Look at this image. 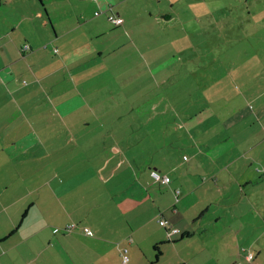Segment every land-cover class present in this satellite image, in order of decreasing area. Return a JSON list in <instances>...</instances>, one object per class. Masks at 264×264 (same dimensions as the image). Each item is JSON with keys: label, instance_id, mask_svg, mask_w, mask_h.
Listing matches in <instances>:
<instances>
[{"label": "crops", "instance_id": "crops-1", "mask_svg": "<svg viewBox=\"0 0 264 264\" xmlns=\"http://www.w3.org/2000/svg\"><path fill=\"white\" fill-rule=\"evenodd\" d=\"M122 1L0 0V264H123L124 247L126 264H264V204L250 189L264 183L263 116L239 125L209 100L186 117L178 110L175 140L164 139V123L142 117L167 103L180 73L151 72L163 86L155 97L120 102L105 78L114 71L99 63L155 50L148 18L162 28L172 11L131 16ZM84 3L98 17L83 15ZM110 11L121 25L103 18ZM215 118L219 131L199 130ZM164 144L178 145L157 157ZM162 218L180 232L168 235ZM70 222L80 227L53 233Z\"/></svg>", "mask_w": 264, "mask_h": 264}, {"label": "rangeland", "instance_id": "rangeland-1", "mask_svg": "<svg viewBox=\"0 0 264 264\" xmlns=\"http://www.w3.org/2000/svg\"><path fill=\"white\" fill-rule=\"evenodd\" d=\"M85 4H81L84 9L83 15L98 17L93 11L99 13L101 9L95 8L91 11ZM251 5L255 6L254 10ZM122 7H129L127 10H130L131 16L134 15V9L140 7L148 9L152 14L172 11L171 20L165 26L163 23L162 28L158 26L159 23L148 18V22L155 25L147 29L148 32L152 30L155 32L154 37L149 34L146 39L154 42L153 53L145 52L146 56L143 57V50L138 46L139 51L134 55L119 53L113 57L106 55L99 63L104 67V73L114 71L111 77L105 78L110 80L114 91L118 90L120 102L126 98L125 93L128 96L126 102L133 99L141 102L149 96L155 97L163 86L160 84L158 74H150L151 72L168 71L167 75L180 73L178 79L181 81L177 86L174 82L175 87L166 90L168 92L166 98L169 99L167 103L151 109L148 115L142 117L150 123L153 122L154 126L157 125V121L164 123V133L161 134L164 139H168L169 135V139L175 140L174 133H177V129L174 131L173 119L177 116L178 110L186 117L195 109L207 105L209 100L213 103L211 106L215 112L220 114L219 118L232 113L231 119L235 120V123L256 128L258 123L255 122L252 113L257 111L263 116L264 123V0H251L250 3L247 0H123ZM250 10L254 13L253 20L247 17L251 14ZM148 13L144 12L147 16ZM102 16L112 26L115 25L107 19V13L103 12ZM112 29L117 30L120 27ZM128 38L126 35L122 41H127ZM165 59L168 65L162 67L161 63ZM127 70L140 73L135 76H125L121 73ZM162 110L165 112L161 113ZM242 112H245V116H241ZM211 124L215 125V130L218 131L223 125L221 119L215 118L200 123L199 130L203 131ZM150 129L149 127L148 137L154 133ZM179 130L182 138L179 139L185 145L187 143L185 131L181 127ZM168 144H164L163 151L156 154L157 157L163 155L164 150L178 145L172 147ZM151 145L149 142V147ZM157 161L169 165V161L161 159ZM250 189H255L252 200L257 206L264 204V183L256 184ZM195 209L197 208L191 207L186 212L191 214ZM156 224L163 227L159 222ZM151 227L156 228L153 224ZM151 231L154 232V229ZM194 245L193 243L192 247ZM241 247L250 249L243 244L237 246V251ZM251 250L250 253L257 257L255 248Z\"/></svg>", "mask_w": 264, "mask_h": 264}, {"label": "built area", "instance_id": "built-area-1", "mask_svg": "<svg viewBox=\"0 0 264 264\" xmlns=\"http://www.w3.org/2000/svg\"><path fill=\"white\" fill-rule=\"evenodd\" d=\"M96 13L97 12H95V14ZM107 19L109 21H111L115 25H121L123 23V19L121 17L113 14L112 12L107 15ZM28 48H29L28 45H24L23 46V50L28 49ZM150 174L152 176L153 182H161V183H168L169 182L170 178L167 175H165V174H163V175L160 174L158 171H155V170L152 171L151 170ZM159 223H160L161 226L166 228V230H168V235H171V234L179 232L178 228L172 227L170 225L169 221L164 219V218L160 219ZM78 227H80V226H78L75 222H70V223H67L63 228H58V227L55 228L54 231L56 232V231H59V230L60 231L63 230L64 232H71V231L76 230ZM81 228L83 229V231L85 233H87V234L90 233V230H89L88 227H81ZM243 251H245V250H243ZM120 255H121V259H122L123 264H126L129 261L128 248L124 247L122 249V251L120 252ZM252 257H253V254L248 252L246 258L248 260H250Z\"/></svg>", "mask_w": 264, "mask_h": 264}, {"label": "trees", "instance_id": "trees-1", "mask_svg": "<svg viewBox=\"0 0 264 264\" xmlns=\"http://www.w3.org/2000/svg\"><path fill=\"white\" fill-rule=\"evenodd\" d=\"M95 12H96V11H95ZM95 12H94V13H95ZM109 13H111V11H110ZM109 13H107V15H108ZM96 14H97V13H96ZM97 15H98V14H97ZM117 16H118V15H117ZM172 227H173V226H172ZM55 228H57V227H54V228H53V233H58V232H60V233H66V232H64L63 230H61V231L59 230V231H56V232H55V231H54ZM58 228H60V227H58ZM62 228H63V227H62ZM174 228H176V227H174ZM179 232H180V230H179Z\"/></svg>", "mask_w": 264, "mask_h": 264}]
</instances>
